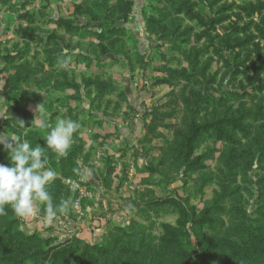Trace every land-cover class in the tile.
Returning a JSON list of instances; mask_svg holds the SVG:
<instances>
[{
    "label": "rangeland",
    "instance_id": "374dc122",
    "mask_svg": "<svg viewBox=\"0 0 264 264\" xmlns=\"http://www.w3.org/2000/svg\"><path fill=\"white\" fill-rule=\"evenodd\" d=\"M257 3L0 0V139L44 147L54 203L71 202L52 223L40 202L25 219L5 206L0 264H264ZM41 104L79 123L66 157L32 124Z\"/></svg>",
    "mask_w": 264,
    "mask_h": 264
},
{
    "label": "clouds",
    "instance_id": "9594fccd",
    "mask_svg": "<svg viewBox=\"0 0 264 264\" xmlns=\"http://www.w3.org/2000/svg\"><path fill=\"white\" fill-rule=\"evenodd\" d=\"M37 113L41 119H37ZM37 113L32 124L37 128L49 129L45 138L46 147L58 157H66L74 143V135L79 130V123L71 119H59L53 126L48 123L43 104L38 106ZM17 122L19 128H26L22 119H17ZM0 144L9 150L10 160V164L0 163V215H6L5 206H10L18 218L25 219L34 214L35 203L40 202L44 205L46 222L52 223L59 214L70 210L69 200L54 203L49 191L58 173L49 166L44 147L40 144L33 147L28 139L19 136H12L10 140L0 139ZM78 187V183H72L70 190L74 192Z\"/></svg>",
    "mask_w": 264,
    "mask_h": 264
},
{
    "label": "trees",
    "instance_id": "16d2710c",
    "mask_svg": "<svg viewBox=\"0 0 264 264\" xmlns=\"http://www.w3.org/2000/svg\"><path fill=\"white\" fill-rule=\"evenodd\" d=\"M246 11H248L249 12V14L251 15V16H254L255 15V13L256 12H258V13H260V16H261V18H260V22H253V25L255 26V28H256V31H257V35H258V37H260V38H264V9H263V6H262V4H260V3H257V4H251V5H248V6H246ZM239 29H243L242 27H240ZM196 134H198V132L195 130V135ZM189 139H191V140H193L194 139V135L193 136H191ZM230 139V138H229ZM192 153V152H191ZM190 153V154H191ZM154 171V170H153ZM162 202H166V201H164V200H161ZM175 203H177L178 205H181V210L179 209V211H180V213H181V216H184L185 217V221L187 222V207H183L182 206V204H181V200L179 199L178 200V202L176 201ZM188 214H190L191 215V217H192V215H195V212H194V210L192 209V210H189L188 211ZM17 217L15 218L14 216L12 217V219H11V222H12V226H13V228H15V224H16V222H17ZM180 223L182 222V221H180V220H178ZM165 227H167L169 230H174L175 229V226L173 227V226H171V225H164ZM16 233L21 237V238H23V239H25V240H31L33 237L32 236H29V235H25V234H23L20 230H16ZM174 242V240L172 241V242H170V244L169 245H167V247H169V246H171L172 245V243ZM198 243V242H197ZM7 248H13V247H15V245H14V242L12 241V240H10L9 241V243L8 244H6L5 245ZM176 246V245H175ZM174 246V247H175ZM98 247H100V246H98ZM99 250H105V248L104 249H102V246L99 248ZM170 252H171V250H170ZM179 255V254H178ZM178 258H180L179 256H178ZM97 261V258H95V257H93L92 256V261L91 262H96ZM150 264V263H149ZM151 264H153V263H151ZM154 264H159V263H154Z\"/></svg>",
    "mask_w": 264,
    "mask_h": 264
}]
</instances>
